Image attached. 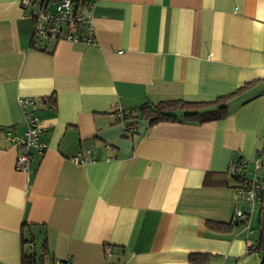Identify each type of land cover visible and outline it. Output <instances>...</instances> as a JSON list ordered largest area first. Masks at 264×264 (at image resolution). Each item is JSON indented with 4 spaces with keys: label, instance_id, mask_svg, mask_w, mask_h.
I'll return each mask as SVG.
<instances>
[{
    "label": "crops",
    "instance_id": "obj_1",
    "mask_svg": "<svg viewBox=\"0 0 264 264\" xmlns=\"http://www.w3.org/2000/svg\"><path fill=\"white\" fill-rule=\"evenodd\" d=\"M22 1L0 0V264H262L264 201L253 214L235 202L229 168L259 158L264 175V0H93L95 46L34 44ZM248 84L222 120L141 110H217ZM19 98L47 145L29 173L4 135L26 133Z\"/></svg>",
    "mask_w": 264,
    "mask_h": 264
},
{
    "label": "built area",
    "instance_id": "obj_2",
    "mask_svg": "<svg viewBox=\"0 0 264 264\" xmlns=\"http://www.w3.org/2000/svg\"><path fill=\"white\" fill-rule=\"evenodd\" d=\"M23 7L29 8V17L33 19L35 29L33 43L45 41H68L95 46L97 37L93 25V14L96 3L93 0H23ZM19 105L24 111L27 126L24 137L14 136L11 131L6 132L5 138L19 151L16 161V170L23 173L30 172L31 150L43 153L47 145L41 141L42 124L38 117L28 109L34 105L31 98H19ZM134 132V130H130ZM1 136V134H0ZM74 163H89V158L76 156ZM230 173L238 179L235 189V202H244L248 213L253 214L264 193V175L262 174L261 159L253 162V170L241 161H233L229 168ZM241 210L234 213L233 221L239 222L246 217ZM71 258L59 259L49 256L42 264H71Z\"/></svg>",
    "mask_w": 264,
    "mask_h": 264
},
{
    "label": "trees",
    "instance_id": "obj_3",
    "mask_svg": "<svg viewBox=\"0 0 264 264\" xmlns=\"http://www.w3.org/2000/svg\"><path fill=\"white\" fill-rule=\"evenodd\" d=\"M250 84L246 85L244 88L238 90L236 93L220 98L219 100L215 101L216 105L218 106L217 110H210L212 109L213 104L209 103H186L184 101H167L159 103L153 107H143L141 110L145 113L144 115L148 118H151V122H163V121H179V118L174 114L175 112H183V118L185 120H193L197 121L198 123L202 122H209L213 120H222L228 116L227 110V102L234 96H237L241 91L247 89ZM207 112H202L203 110H207ZM147 110V111H146ZM237 179L236 177H234ZM261 200L264 201V193L261 196ZM247 222V221H246ZM245 222V225H246ZM244 224V223H243ZM242 224V225H243ZM209 227L212 229L221 230L223 229L221 225L210 223ZM254 251L262 253L263 255V263L264 264V208L261 212L260 217V236L257 241V245L254 247ZM24 254V264H35L37 257L26 258ZM209 260V257L204 256L200 260H197V257L193 258V262L195 264H206Z\"/></svg>",
    "mask_w": 264,
    "mask_h": 264
},
{
    "label": "rangeland",
    "instance_id": "obj_4",
    "mask_svg": "<svg viewBox=\"0 0 264 264\" xmlns=\"http://www.w3.org/2000/svg\"><path fill=\"white\" fill-rule=\"evenodd\" d=\"M241 203H244V202H241ZM245 204V205H244ZM244 204H241L242 206H244L246 209H247V205H246V203H244ZM258 206V205H257ZM258 208H259V206H258ZM256 210H257V208H256ZM254 224L256 225V221L254 220Z\"/></svg>",
    "mask_w": 264,
    "mask_h": 264
}]
</instances>
